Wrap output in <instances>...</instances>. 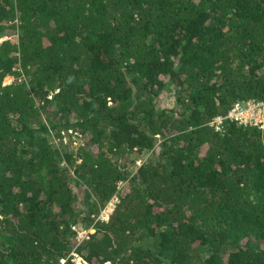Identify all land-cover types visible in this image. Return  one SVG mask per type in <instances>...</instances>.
<instances>
[{
	"label": "trees",
	"instance_id": "16d2710c",
	"mask_svg": "<svg viewBox=\"0 0 264 264\" xmlns=\"http://www.w3.org/2000/svg\"><path fill=\"white\" fill-rule=\"evenodd\" d=\"M263 97L264 0H0V264H264Z\"/></svg>",
	"mask_w": 264,
	"mask_h": 264
},
{
	"label": "built area",
	"instance_id": "2783aa9c",
	"mask_svg": "<svg viewBox=\"0 0 264 264\" xmlns=\"http://www.w3.org/2000/svg\"><path fill=\"white\" fill-rule=\"evenodd\" d=\"M225 120L236 121L243 125H253L258 128H264V97L260 99H237L229 106L224 114H216L209 121V123L215 128V130H220ZM117 200L118 197L114 194L105 206L99 210L98 217L104 219L106 217L108 218L109 214L114 209ZM71 228L75 231V242L72 250L69 252V255L77 263H85V260L82 259L80 254L76 251V247L83 239L89 237L90 232L93 231V227H85L78 223H72ZM64 259L65 258H61V262L64 261Z\"/></svg>",
	"mask_w": 264,
	"mask_h": 264
},
{
	"label": "rangeland",
	"instance_id": "374dc122",
	"mask_svg": "<svg viewBox=\"0 0 264 264\" xmlns=\"http://www.w3.org/2000/svg\"><path fill=\"white\" fill-rule=\"evenodd\" d=\"M6 31H7L6 32L7 35L5 37H3L2 39L9 38V37H12L15 35L14 31H8V29ZM13 79H14V75H7V76H5L3 83H9ZM172 99H173L172 91L166 90L159 97H157V103H158V105H161V106H164L166 104L168 105V104H171L170 102L172 101ZM73 135L75 136V134H73ZM74 136H70L71 142L69 144H70V147H72V148H75L78 144L82 143V141H83L81 136H75V137ZM50 140H51V142H53L56 145L60 139H59V137H56V136L54 137L51 135ZM148 154H149V151L138 152L135 149L128 154V156L126 158V162L128 163V168L130 169L131 174L134 173L136 166L139 165L141 162H143L146 159ZM130 158L131 159L134 158L135 162L131 163L129 161ZM114 159L118 163L121 162V156H119V155H115ZM120 184H122V182ZM105 219H107V217Z\"/></svg>",
	"mask_w": 264,
	"mask_h": 264
}]
</instances>
